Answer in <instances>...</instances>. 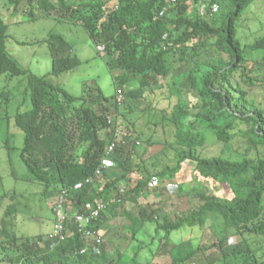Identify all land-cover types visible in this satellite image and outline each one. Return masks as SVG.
<instances>
[{"label": "trees", "instance_id": "trees-1", "mask_svg": "<svg viewBox=\"0 0 264 264\" xmlns=\"http://www.w3.org/2000/svg\"><path fill=\"white\" fill-rule=\"evenodd\" d=\"M7 1L13 6L14 15L23 0ZM79 1V5H85L86 0ZM188 1L116 0L115 7L110 9L107 8V0H91L86 3L89 14L81 20L74 19L79 7L70 4L69 0H28V3L33 11L40 8L48 15L55 13L67 20L74 19L73 22L81 23L85 27L95 44L99 45L103 41L104 56L111 71L167 78L172 71L167 57L176 47L190 41L200 42L202 50L192 49L189 59H184L187 56L183 53L182 64L209 50L220 51L221 59L198 61L190 68V83L204 103L203 111L194 114L186 110L182 102L174 107L173 116L178 125L175 138L181 147L176 154L175 166L150 174L146 182H139L130 191L140 195L142 190L148 188L150 180L161 183L165 177L173 178L181 170L182 163L190 161L202 177L228 185L233 198L224 200L211 192L195 190L192 195L200 201L197 212L176 222L164 220L162 230L167 236L166 243L170 233L179 230L188 220H196L203 226L214 216L220 218L225 230L233 228L242 234L264 236V157L227 160L219 156L202 157L197 154V149L205 147L209 136L224 144H229L236 136H241L248 145L264 150V110L248 100L247 93L239 86L232 88L234 92L217 88L221 82L231 85V78L245 63L247 50L262 52L264 58V37L250 45H242L238 39L237 22L256 0H209L211 3H228V11L223 15L221 23L214 25L189 19L186 16ZM167 9L173 13L171 21L166 20ZM162 12L163 16L160 15ZM170 34L174 37L173 44L170 48H163L166 44L165 37ZM10 37L9 25L0 18V78L5 77L6 83L0 88V112L3 107L8 106L11 98L7 83L13 78L26 80L24 96L28 99V105L25 110L15 112L13 121L16 128L24 134L20 158L29 173L28 179L42 183L45 193L57 192V195L61 189L70 188L87 178H93V183L105 179V185L94 194L92 185H86L78 193H73L68 205L75 207V212L85 214L88 211L87 206H93L96 201L102 200L108 204L107 211L110 209L109 212L113 214L111 217L116 216L123 196L118 190L111 197L109 190L115 189L118 182L131 178V159L130 156L124 157L123 144L127 139L131 141L139 138H132L114 120L104 116L111 113V99L115 96L107 98L99 88L86 89V95L100 105V108L97 112L90 108L81 109L77 114L79 121L70 124L65 115L63 101L71 104L78 98L54 84L50 77H58L78 68L81 65L79 58L71 54L55 57L52 70L44 76H37L30 70L21 68L10 56L7 49ZM116 90L135 96L123 84L116 83ZM114 102L117 103L116 99ZM0 120H4L1 113ZM102 128L107 129L104 137L99 135ZM115 138L118 141L117 147L108 156V146ZM79 141L87 142L88 147L76 161L73 151L75 143ZM106 157L118 164L121 171L119 177L107 178L105 170L101 175L96 174ZM14 197L15 193L10 195V198ZM111 200L114 203H110ZM13 213L17 212L12 204L7 214ZM128 217L133 239H136L145 223L153 221V217L145 209L139 211V218ZM107 219L104 213L95 228L101 230L102 227H107L110 224ZM10 226V223L4 221L3 243H6L8 252L18 254H9L8 257L6 253L8 264H93L94 257L90 252L81 253L85 244L73 221L67 224L68 235L64 241L47 238L19 240L13 234V226ZM224 239H221V243ZM182 246H188L189 250L182 256L175 255L171 264H187L200 252L198 248L191 249L190 242ZM176 247L177 245L173 246L170 251L179 252V247ZM34 248L41 250V260L37 259ZM253 257L252 251L246 249L229 252L222 256V260L224 264H264ZM0 263L5 262L0 260Z\"/></svg>", "mask_w": 264, "mask_h": 264}, {"label": "rangeland", "instance_id": "rangeland-1", "mask_svg": "<svg viewBox=\"0 0 264 264\" xmlns=\"http://www.w3.org/2000/svg\"><path fill=\"white\" fill-rule=\"evenodd\" d=\"M70 4L79 7L74 19L81 20L89 14L88 5H79V0H69ZM100 1V0H99ZM107 8H114L116 0H107ZM34 12L32 14V12ZM228 11V3H211L209 0H189L186 16L193 21H204L209 24H220L223 15ZM166 20H173V13L165 11ZM0 18L9 25L10 39L7 49L23 69L32 74L44 76L52 70L55 57L71 54L81 61V65L58 77H50L52 82L61 86L78 99L69 104L63 101L68 122L79 121L77 114L81 109L90 108L97 112L100 105L86 95V89L99 88L103 96L111 99L112 111L104 114L110 117L122 131L132 135L123 144L124 157L130 156L132 174L130 179L118 182L116 188L109 192L114 196L117 191L123 197L116 210V216L108 211L110 224L102 232L103 243L100 247H91L93 264H171L175 255H183L189 247L182 246L190 242L191 249L198 252L187 264H224L222 256L233 251L250 249L260 263H264V236L242 234L230 228L225 230L219 217H211L203 226L196 220H188L183 226L167 236L162 230L164 220L176 222L198 211L200 201L192 193L195 190L211 192L220 199L230 200L233 193L226 184L202 177L192 162L182 163L181 170L175 177H165L162 182L150 180L147 189L139 194L130 190L139 182H146L150 174L161 172L165 167L175 166L176 154L181 147L177 144L175 134L177 123L173 110L179 102L192 113L203 111L204 103L198 92L190 83V68L202 60L221 59L220 51L214 49L203 53L196 59L182 64L183 56L189 59L192 49L202 48L199 41H190L172 50L167 62L172 71L167 78H154L147 75H131L124 71H111L104 56L103 41L99 45L90 38L81 23L64 19L58 14H47L40 8L33 11L28 0L22 3L13 15V6L7 0H0ZM238 39L242 45H250L264 37V0H256L237 22ZM163 48H170L174 41L173 34L165 37ZM244 73V75H242ZM0 78V88L6 84ZM116 83L123 84L126 90L134 92L128 95L116 90ZM231 85L218 84L221 90H232L239 86L247 93L248 100L253 101L264 110V58L262 52L247 50L246 60L240 71L231 78ZM26 80L13 78L7 83L11 95L7 107L1 109L4 120H0V260L8 264L6 258L17 252H8L3 243L4 221L13 226V234L21 239L32 241L44 238L52 233L55 217L51 206L56 193L47 192L42 183L30 181L29 173L21 162L20 153L24 146V134L16 128L13 116L17 110H25L28 99L24 96ZM116 99L117 103L114 102ZM120 99V101H119ZM245 128V126H241ZM106 128L99 130V135H106ZM73 157L77 161L88 147L87 142H76ZM202 157L219 156L227 160H241L244 157L258 159L264 157L263 149H255L246 143L241 136L229 144L217 142L212 136L204 148L197 149ZM107 178L119 177L118 164L106 157L103 161ZM139 169H138V168ZM92 184L93 194L105 185V179ZM16 197L10 198V195ZM110 203H114L111 200ZM15 212L8 215L10 205ZM92 206V205H91ZM91 206H87L89 210ZM73 207V206H72ZM75 207H73L74 209ZM145 209L153 221L144 224L136 239L131 236V223L128 216L139 218V211ZM128 214L126 215L125 214ZM10 226V227H11ZM102 230V229H101ZM3 234V235H2ZM224 242L221 243V239ZM177 245L179 252L170 251ZM37 259L41 260L40 249L34 248ZM205 250V251H202ZM8 253V257L6 256ZM252 261V260H251Z\"/></svg>", "mask_w": 264, "mask_h": 264}, {"label": "built area", "instance_id": "built-area-1", "mask_svg": "<svg viewBox=\"0 0 264 264\" xmlns=\"http://www.w3.org/2000/svg\"><path fill=\"white\" fill-rule=\"evenodd\" d=\"M160 15L163 16L164 12ZM116 132L118 134L120 133L119 130H116ZM117 144L118 141L116 138L111 141L107 150L108 156L113 154ZM104 169L102 165L97 169L96 174L101 175ZM92 184L93 178H87L85 181L79 182L70 188L61 189L52 203L55 223L52 233L46 237L48 240L64 241L68 235L67 224L69 221H73L84 240L85 247L81 251L82 254L89 253L91 247H98L103 243L101 230L96 229L95 224L98 223L101 216L107 211L108 204L102 200L96 201L85 214L75 212V210L68 205L69 200L73 197V193H78L86 185Z\"/></svg>", "mask_w": 264, "mask_h": 264}, {"label": "crops", "instance_id": "crops-1", "mask_svg": "<svg viewBox=\"0 0 264 264\" xmlns=\"http://www.w3.org/2000/svg\"><path fill=\"white\" fill-rule=\"evenodd\" d=\"M101 229H102V230H101L102 232H105L106 229H107V227H102Z\"/></svg>", "mask_w": 264, "mask_h": 264}]
</instances>
